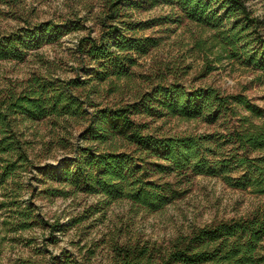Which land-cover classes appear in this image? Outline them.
I'll list each match as a JSON object with an SVG mask.
<instances>
[{"label":"trees","instance_id":"1","mask_svg":"<svg viewBox=\"0 0 264 264\" xmlns=\"http://www.w3.org/2000/svg\"><path fill=\"white\" fill-rule=\"evenodd\" d=\"M126 1L105 0L99 35L79 38L76 52L84 69L94 65L85 78L32 75L19 87L0 88V188L18 183L22 172L35 167L21 124L52 118L68 129L62 123L83 118L89 121L84 136L90 142L78 145L74 158L57 172L47 165L46 173L52 171L64 186H47L45 194L82 191L101 195L106 204L127 200L137 211L156 212L185 195L187 184L200 174L264 194V108L243 91L187 87L167 77L166 69L177 67L166 64L153 75L148 89H132L133 98L125 104L98 108L85 94L87 86L98 88L93 80L123 86L119 82L132 79L138 59L160 44L157 37L137 35L141 25L122 17ZM148 1L172 5L182 19L203 29L194 48L204 52L206 72L227 59L264 74L263 19L246 0ZM78 28L77 23L65 26L46 20L0 29V59L23 60L30 50ZM89 107L95 110L87 117ZM154 114L200 119L221 128L175 134L145 131L141 116ZM17 211L20 228L31 227L30 211L20 206ZM110 250L106 264H264V208L168 239H112ZM91 257L90 252L82 259L63 252L45 263L29 264H101Z\"/></svg>","mask_w":264,"mask_h":264},{"label":"rangeland","instance_id":"2","mask_svg":"<svg viewBox=\"0 0 264 264\" xmlns=\"http://www.w3.org/2000/svg\"><path fill=\"white\" fill-rule=\"evenodd\" d=\"M246 1L263 19L264 33V0ZM105 13V0H0L3 31L46 20L65 26L79 25L78 29L30 50L23 60L0 59V88L19 87L32 75L85 78L94 65L84 69L76 52L78 40L85 35L98 36ZM121 14L124 19L141 25L137 35L157 37L160 44L138 59L132 67V79L119 82L123 86L116 88L109 82L93 80L91 83H96L98 88L86 87L85 94L94 99L98 108L130 102L132 89H148L153 75L166 64L177 67L166 69L171 80L176 79L187 87L215 85L226 92L243 91L264 108L263 72L227 59L217 69L206 72L204 52L194 48L203 29L182 19L177 8L148 0H127ZM94 110L95 107H89L87 117ZM140 119L147 123L145 131L161 134L221 128L219 124L179 116L154 114ZM65 123L68 129L54 124L52 118L21 124L30 141L29 154L35 167L22 172L18 183L0 188V264L45 263L51 255L63 252L79 259L90 252L93 261L106 264L112 239H168L214 220L246 216L259 207L264 208V194L233 188L218 177L202 174L187 184L185 195L156 212L137 211L127 200L106 204L101 195L82 191L57 196L45 194L43 190L47 186H64L59 178L52 176V171L46 173L47 165L57 172L74 158L78 145L90 142L84 136L89 121L78 118L62 124ZM19 206L30 211L31 227L20 228ZM50 223L59 226L54 229Z\"/></svg>","mask_w":264,"mask_h":264}]
</instances>
